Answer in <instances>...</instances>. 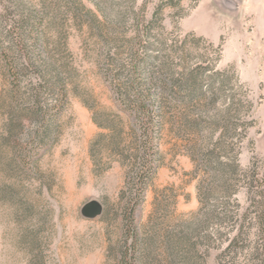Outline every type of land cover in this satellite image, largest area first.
<instances>
[{"label":"rangeland","instance_id":"rangeland-1","mask_svg":"<svg viewBox=\"0 0 264 264\" xmlns=\"http://www.w3.org/2000/svg\"><path fill=\"white\" fill-rule=\"evenodd\" d=\"M135 65L166 97L135 214L143 264H251L264 0H0V264H119Z\"/></svg>","mask_w":264,"mask_h":264},{"label":"trees","instance_id":"trees-1","mask_svg":"<svg viewBox=\"0 0 264 264\" xmlns=\"http://www.w3.org/2000/svg\"><path fill=\"white\" fill-rule=\"evenodd\" d=\"M134 69L135 76L129 84L130 97L120 95L118 99L135 116L134 130L137 131L140 124L142 130L140 134L137 133L139 147L134 154V169L128 180L133 197L129 199L127 206L124 208L127 232L125 245L119 257V264H143L141 252L144 246V238L138 230L135 214L142 203L144 191L154 171L153 158L156 156V151L154 150L155 137L150 135V123L159 124L157 117H161L163 104L166 99L165 95L156 99L151 92V88L156 85V82L143 84L138 74V66L135 65ZM163 89L165 93L166 88ZM155 127L154 133L156 132ZM256 174L257 172L255 171L251 179V191L254 196V206H251V212L255 219L256 238L253 240L249 257L251 264H264V187L259 183L260 179ZM243 227V225L239 227L238 233L230 240L228 248L234 246L239 248L241 241H243L242 239H244ZM242 251H244V248Z\"/></svg>","mask_w":264,"mask_h":264},{"label":"water","instance_id":"water-1","mask_svg":"<svg viewBox=\"0 0 264 264\" xmlns=\"http://www.w3.org/2000/svg\"><path fill=\"white\" fill-rule=\"evenodd\" d=\"M82 214L86 217H97L103 213V205L96 200L89 201L82 207Z\"/></svg>","mask_w":264,"mask_h":264}]
</instances>
